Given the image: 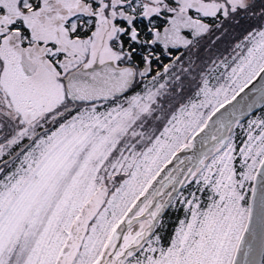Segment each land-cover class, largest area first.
<instances>
[{
    "label": "snow or ice",
    "instance_id": "1",
    "mask_svg": "<svg viewBox=\"0 0 264 264\" xmlns=\"http://www.w3.org/2000/svg\"><path fill=\"white\" fill-rule=\"evenodd\" d=\"M252 7L251 0H0V130L11 129L0 158L29 142L0 178V264H239L253 220L246 189L255 195L257 181L264 214V117L244 127L225 106L264 79V28L217 65L224 71L215 84L202 78L196 99L158 135L143 129L159 89L116 102L137 72L112 65L139 52L144 77L160 60L158 40L187 46L182 28L199 36L210 29L203 18L227 20ZM137 8L150 24L169 13L171 27L163 37L150 27L155 38L141 39ZM221 109L227 116L214 119ZM201 134L211 147L189 167L179 154ZM177 204L185 219L161 246L153 228Z\"/></svg>",
    "mask_w": 264,
    "mask_h": 264
},
{
    "label": "flooded vegetation",
    "instance_id": "2",
    "mask_svg": "<svg viewBox=\"0 0 264 264\" xmlns=\"http://www.w3.org/2000/svg\"><path fill=\"white\" fill-rule=\"evenodd\" d=\"M258 0H251L252 5ZM250 8L249 10H240L237 13L233 14L232 17L229 18L231 21L230 24H226L225 20L220 17L212 18V17H205L204 20L211 23V27L209 31L206 33L198 36L193 37L192 30L183 28L181 36L183 37H193L191 39V43L185 47H173L169 45L167 48L165 47L164 43L161 41H157L156 44L152 45V48L155 50V53L160 56L159 61H154L152 64L151 71L144 77H141L139 75V72L144 70V64L139 59V52H137L135 58L130 62H115L113 64L114 67L121 68L123 66H131L133 67L137 75L134 77L133 84L131 87L126 90L123 94L118 95V99L116 102L119 103H125L130 97L140 94L143 95L148 89H151L152 91H156L159 89V95H162V97L170 96L171 94L175 93V91L178 88V86H182V82L184 81L183 78V69L181 67H188L189 63H199L200 66L203 65V53L201 50H205V42L207 41V37L212 33V29H217V33H221L222 31L228 32L232 34V37L234 38L235 43H238L240 39L244 38L248 35L249 32L259 30L261 28H264V16L261 15V13L258 14V21L255 23H251L247 17L252 12ZM264 10V9H263ZM141 9L137 8V20L135 21V25L138 27V29L141 31V39H153V32H149L148 29L151 27L153 29L159 28L161 29L163 26L169 24V13H162L159 16H152L150 18L151 24L149 23V19L142 18L140 16ZM194 17L196 14L193 12L191 13ZM94 23L93 25L87 29L86 35L84 34V30L81 31L82 38H87V36L91 35V31L94 30ZM225 28H228L226 31ZM123 40L127 41V37H122ZM234 44V43H233ZM232 44V45H233ZM232 45L227 47L226 50H228ZM114 49L118 48V43L113 45ZM129 46L127 43H125V49H127ZM138 49L141 47L140 45L136 46ZM189 51V52H188ZM226 52H221V54H224ZM219 54V55H221ZM216 58L214 61L209 62V67L207 69H210V73L212 72L211 77L217 76L221 70L222 66L217 67V65H220L221 58ZM169 66V71H171L170 74L164 73V66ZM102 65H95L94 67L99 68ZM205 69V68H204ZM157 73H160L161 75L156 78L154 81L152 78L157 76ZM209 73V72H208ZM207 72L204 74V77L209 75ZM191 73L188 71L187 79L190 78ZM161 84H164L165 87L163 89H160L159 86ZM182 84V85H181ZM107 107H111L112 104L109 103L106 105ZM157 106V104L155 105ZM75 114V113H73ZM255 117H264V101L259 106V108L255 111L250 112L244 119H237L241 122V124L244 127H247L249 121H251L252 118ZM147 120V118H146ZM45 127H48L47 125ZM147 134L150 135V130L148 129V126L144 125V129ZM233 131L236 136L239 137L241 130L240 128L233 125ZM11 129L4 128L3 130H0V143L4 142L5 137L10 135ZM29 142L27 140L23 141L21 144L16 145L12 147L2 158H0V167H3V161H9L8 167L4 168V172L0 173V178H3V175L13 171L16 166L19 164V160L16 158L17 154L20 152V149L23 148L26 144ZM206 149L204 152L208 151ZM179 159L184 160L185 164L189 167L196 164V160L193 159L189 153H181L179 154ZM178 163V161L174 162L173 165L169 166V170L175 167V164ZM182 178V177H181ZM112 185L109 184V188H111ZM177 188L180 187V185L176 186ZM249 190V189H248ZM251 191V188H250ZM248 192V191H247ZM175 205L172 207H167L163 210V212L160 215V218L158 222L156 223V226L153 228V239L155 236L160 237V244L162 246L168 245L167 242L171 240L172 234H173V209ZM137 227V225L134 223V228ZM167 236V237H166Z\"/></svg>",
    "mask_w": 264,
    "mask_h": 264
},
{
    "label": "rangeland",
    "instance_id": "3",
    "mask_svg": "<svg viewBox=\"0 0 264 264\" xmlns=\"http://www.w3.org/2000/svg\"><path fill=\"white\" fill-rule=\"evenodd\" d=\"M264 9V0H258L253 4L252 12L249 14L247 19L250 20L251 23H255L258 21V14L262 12ZM225 20V19H224ZM226 24H230L231 21L229 19L225 20ZM227 31L228 28H225ZM217 29H212V33L207 37V41L205 42V50H201L203 53V65L200 66L199 63H189L188 67H181L183 69V78L184 81L182 82V86H178L179 89L175 91V93L171 94L167 97H162V95H158L156 97V103L152 105L154 111L152 113V116L147 117V120L145 121V125L148 126V129L150 130V134H159L160 131L163 130L164 126H166L168 119L170 116L176 112L181 106L188 104L190 101L195 100V92L197 89L201 86L202 78H204V74L209 72L206 77L211 81L212 84H215L216 81L214 79L215 76L211 77L212 72L210 73V69H207L209 67V62L214 61L216 58H218V55L221 54V52H226L224 54L219 55L221 58V61L224 60H231L233 56L237 54L239 51L236 48L237 44H241L243 40L240 39L238 43H235L234 38L232 37L231 33L222 31L221 33H217ZM234 43V44H233ZM233 44V45H232ZM232 45L228 50L227 47ZM189 52V51H188ZM205 68V69H204ZM188 71L191 73L190 78L187 79ZM224 71L223 67L221 72ZM171 71H168L166 73L170 74ZM219 75V74H218ZM157 104V106H155ZM261 117H255L252 118V120L260 119ZM238 137V136H237ZM248 191V189H246ZM250 196L247 195L246 200L249 202ZM185 219V212L183 217L180 219ZM177 222V225L174 227L173 235L179 226V222ZM171 238V240H172ZM170 240V242H171ZM169 242V243H170ZM161 245V244H160ZM162 246V245H161ZM166 245L165 247H167Z\"/></svg>",
    "mask_w": 264,
    "mask_h": 264
},
{
    "label": "water",
    "instance_id": "4",
    "mask_svg": "<svg viewBox=\"0 0 264 264\" xmlns=\"http://www.w3.org/2000/svg\"><path fill=\"white\" fill-rule=\"evenodd\" d=\"M204 23L208 24V22L204 21ZM171 25L168 24L164 26L159 31L161 37L164 35L165 28H170ZM183 28L181 29L180 34L182 33ZM153 36L155 38V32L153 31ZM193 36H195L193 34ZM183 37V36H182ZM153 38V39H154ZM184 39H186L184 37ZM186 40H191L190 38ZM163 42V40H158ZM184 46L183 44H179L176 47ZM113 66V65H112ZM114 67V66H113ZM124 67H131V66H123ZM103 66L97 68V70H101ZM264 99V79L257 78L253 81L252 84L249 85L248 88L245 89L240 96L237 97L235 101H232L231 105H226V109L228 113H232L234 119L237 117L243 119L250 111L256 110ZM221 114H225V109H221L220 113L217 114V119ZM207 131V130H206ZM204 134H201L200 137H197L195 141V146L190 149L186 150L184 153H189L190 156L196 160V158L204 152L206 149L211 147V142L207 141L201 143ZM257 192L255 195H251V204L253 206V220L249 224V231L246 232L245 240L242 242L241 245V252L237 254V260L239 264H262L263 254H264V214L261 213L260 205H259V195H260V184L257 181Z\"/></svg>",
    "mask_w": 264,
    "mask_h": 264
},
{
    "label": "trees",
    "instance_id": "5",
    "mask_svg": "<svg viewBox=\"0 0 264 264\" xmlns=\"http://www.w3.org/2000/svg\"><path fill=\"white\" fill-rule=\"evenodd\" d=\"M183 215H184L183 208H181L179 205L175 206L173 209V229L175 225H177V222L183 217Z\"/></svg>",
    "mask_w": 264,
    "mask_h": 264
}]
</instances>
